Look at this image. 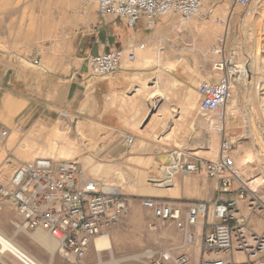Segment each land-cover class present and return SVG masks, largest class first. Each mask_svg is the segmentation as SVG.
<instances>
[{
  "label": "crops",
  "instance_id": "0c3cea01",
  "mask_svg": "<svg viewBox=\"0 0 264 264\" xmlns=\"http://www.w3.org/2000/svg\"><path fill=\"white\" fill-rule=\"evenodd\" d=\"M78 7L76 15L83 14V23L65 45L61 36L50 49L39 51V66L31 64L37 54L35 49L28 56L0 51V125L8 130V136L0 141V162L7 159L8 166L15 168L30 161L26 159L32 155L20 151L23 143L29 144L26 146L34 153L31 143H35L36 131L57 117L60 111L67 112L76 121L77 135L85 132L87 137H95L90 146L94 153L102 152L118 160L120 153L127 151L130 166L137 169L142 168V164L152 165L151 153L167 155L186 151L199 161L214 159L221 141L217 128L221 126H210L213 132L206 137L204 124L198 120L196 92L198 84L211 77V68L205 80L199 82L197 77L193 81L187 78L186 65L183 63L179 67L182 60L169 52L174 48V31L188 35L187 25L192 23L182 24L176 17L168 16L157 20L152 29H146L142 22L130 29L120 19L99 16L92 6L83 7L78 2ZM205 34L213 36L212 32L205 31ZM214 42L208 46L209 53ZM138 45H143V50H138ZM63 46L69 51L64 52ZM117 49L127 52L133 49L135 60L125 61L106 78L90 80L86 59ZM184 50L187 49H175L178 53ZM213 60V57L209 60L210 66ZM181 69L180 76L184 77L176 79L174 73ZM231 107L229 105L230 110L234 109ZM24 132H28L25 139L15 134L23 136ZM125 136L134 139L131 147L124 145ZM10 153L14 158H7ZM230 156H233L232 151ZM107 166L112 171V165ZM95 167L86 169V173L94 175ZM109 173L101 172L105 174L101 178ZM149 178L150 185L141 188V192L148 190L150 198L165 196L163 199L169 203L193 204L214 202L219 197L216 181L207 178L203 172L178 173L169 183ZM196 232L199 262L200 226Z\"/></svg>",
  "mask_w": 264,
  "mask_h": 264
},
{
  "label": "rangeland",
  "instance_id": "374dc122",
  "mask_svg": "<svg viewBox=\"0 0 264 264\" xmlns=\"http://www.w3.org/2000/svg\"><path fill=\"white\" fill-rule=\"evenodd\" d=\"M208 9L213 10L211 19L191 21L192 24L187 25V30L190 31L188 35L174 31V48L169 52L176 59L182 60L179 67L183 63L186 65L187 78L194 81L198 77L199 82L203 81L210 75L209 60L212 56L207 51L208 46L227 28V52L234 58L235 65L243 69L241 79L239 82L237 79L232 97L227 102L233 103L234 109L230 110L226 105L218 115L198 114V120L204 124L207 138L213 132L210 126L217 124L221 126L217 128V132L223 129L232 142V159L239 179L258 196L259 201L257 208L251 211L248 208V198L239 200L236 190L227 198L236 200V210L240 219H244L246 227L254 233H260L264 229V0H253L246 9L234 6L231 0H205L201 11L204 14ZM78 11L76 0H0V51L28 56L33 49L35 52L50 49L51 44L55 41L58 43L61 36L65 41L61 43L65 45L78 25L83 23L84 16L76 15ZM214 17L219 18L221 23H213ZM205 31L212 32L213 36H208ZM183 48L187 49L183 53L175 51ZM65 51L69 50L65 48ZM180 72L182 73V69L174 73L176 79L184 77L180 76ZM201 74L205 77H200ZM156 95L161 96V93L156 92ZM222 113L225 114L224 118ZM76 124L72 117L65 121L53 117L36 131L39 143L36 139L35 143H31L35 148L34 153H31L26 142L20 151L27 156L52 158L54 161L74 160L85 170L98 166L95 167V176H92L121 189L129 202V209L126 216L109 233L112 251H102L98 258L91 247L85 258L76 263L71 257L60 254L57 246L52 254L34 243L30 236L37 231L20 232L14 241L40 264H116L113 263L115 260L126 257L129 259L119 264H140L167 250L174 258L184 254L189 258L188 264H198V246L195 244L178 249L182 243L178 231L173 226L154 219L151 211L141 205L144 198H150L149 191L146 189V192H141V188L150 185L149 176H152V172L159 174V164H166L160 158L161 155L149 153L153 157L152 165L147 167L148 164H142V168L138 169L131 167L128 160L130 154L127 151L123 150L118 160H113L102 152L94 153L90 146L94 144L95 137H87L85 132L77 135ZM15 134L22 137L20 139H25L28 132L22 133L23 136ZM146 148L149 152L148 145ZM8 156L14 158L12 153ZM32 156L26 160L33 159ZM5 160L0 162V182H6L14 169ZM107 165H112V171ZM108 171L110 173L101 178L105 175L101 172ZM153 179L168 183L161 178ZM237 187L238 183H235L234 189ZM164 197L158 196V199L166 201ZM14 219L12 208L1 204L0 230L8 237L16 234L12 226ZM150 225L155 230H151ZM1 259L5 264H20L11 256L2 255ZM167 264L174 263L170 260Z\"/></svg>",
  "mask_w": 264,
  "mask_h": 264
},
{
  "label": "built area",
  "instance_id": "2783aa9c",
  "mask_svg": "<svg viewBox=\"0 0 264 264\" xmlns=\"http://www.w3.org/2000/svg\"><path fill=\"white\" fill-rule=\"evenodd\" d=\"M83 7L92 6L101 17L120 19L132 29L142 22L152 29L163 17H176L182 24L193 20L211 19L213 10L202 13L205 0H76ZM241 9L250 6L253 0H231ZM213 23L220 24L214 17ZM227 28L216 37L210 47L214 58L211 61V77L198 84V114L218 115L231 99L235 78L234 58L227 52ZM138 45V50H143ZM135 60L134 50L117 49L86 59L89 79L98 80L110 76L122 64ZM40 65V54L31 61ZM239 74V73H237ZM238 77V75L236 76ZM65 121L70 116L65 111L57 113ZM221 141L217 155L212 160H200L186 151L168 153L169 162L163 165L162 173L193 175L203 172L217 183L219 197L214 202L175 204L157 198H144L142 207L151 211L154 219L171 225L181 237L178 249L195 245L196 229L201 227L199 264H264V229L254 233L246 227L236 210V200L227 198L235 190L238 199L248 198V208H257L259 198L239 179L235 163L230 156L232 143L223 129L219 130ZM8 136V130L0 125V141ZM134 139L124 137V145L131 147ZM9 158V156H7ZM174 159L177 161L174 162ZM171 160V161H170ZM173 160V161H172ZM5 161L8 162L6 159ZM238 183L237 189H234ZM9 205L15 219V231H43L58 243L59 253L80 263L97 237L109 234L126 216L129 205L119 187L94 178L74 160L54 161L37 157L16 166L6 182H0V205ZM202 224V225H201ZM151 230H155L150 225ZM170 252L148 258L140 264H188L189 258L169 256ZM21 264H39L24 258Z\"/></svg>",
  "mask_w": 264,
  "mask_h": 264
},
{
  "label": "bare ground",
  "instance_id": "6f19581e",
  "mask_svg": "<svg viewBox=\"0 0 264 264\" xmlns=\"http://www.w3.org/2000/svg\"><path fill=\"white\" fill-rule=\"evenodd\" d=\"M225 27H227V25H225ZM235 70H236V73H235V75L237 76L238 75V77H235L236 78V81H237V79H238V82H239V79H241L240 78V74H242V72H243V69L241 68V67H238V66H236L235 67ZM237 73H239V74H237ZM244 75H245V73H243ZM243 76V75H242ZM237 82V83H238ZM228 106V109H230L229 108V105H230V107L232 106V107H234V105H233V103L232 104H229V103H226L223 107H222V110L224 109V108H226L225 106ZM231 107V108H232ZM221 110V111H222ZM224 112V111H223ZM226 112V111H225ZM222 116H223V118H224V113H222L221 114ZM219 129V128H218ZM245 157H248V156H245ZM249 158V157H248ZM240 159V158H239ZM166 161H168L169 162V157H168V160H166ZM171 161V160H170ZM173 161V160H172ZM177 160L176 159H174V162H176ZM161 163V162H160ZM164 163H166V162H164ZM163 163H161V164H159V174H157V173H153L152 172V176H151V178L153 179V178H155V177H157V178H161L162 180H166V182H170V181H173V179H174V176H175V174L173 173V174H170V175H167V174H164V173H162V171H163V168H162V165ZM166 165V164H165ZM93 169V168H92ZM155 171V170H154ZM157 171V170H156ZM237 172V171H236ZM238 173V172H237ZM155 174H157V176L155 175ZM160 181V180H159ZM161 182V181H160ZM159 186H161V184L159 185ZM164 188V187H163ZM162 188V189H163ZM173 188V187H172ZM158 189V188H157ZM164 190V189H163ZM157 191H160V190H157ZM168 191H169V189H168ZM167 192V191H166ZM157 194V193H156ZM155 195V194H154ZM158 195V194H157ZM36 232V231H35ZM15 233L16 234H13V236L12 237H8V236H6L5 235V233L3 232V231H1L0 230V264H5L3 261H2V259H1V256L2 255H7V256H11V257H13L16 261H18L19 262V259L20 260H24V258L26 257V258H28V259H32L33 261H35V262H37V263H39L35 258H33L31 255H29L19 244H17L15 241H14V238L16 237V235L18 234V233H20V231H15ZM24 233H27V232H24ZM30 239L34 242V243H36L37 245H39L40 247H42V248H44V249H46L47 251H49L50 253H54V251H55V248H56V246L58 247V243L56 242V240L54 239V238H52L49 234H47V233H43V231L41 232H39V231H37L36 233H34V234H32L31 236H30ZM56 243H57V245H56ZM93 248H94V251H95V253H96V255H97V257L98 258H100V252H102V251H105V250H108V251H112V244H111V238H110V236H109V234H107V235H103V236H101V237H97L94 241H93ZM59 251V250H58ZM168 252V250L167 251H164L163 253H167ZM169 256L170 257H172V255L171 254H169ZM127 259H129V258H124V259H121V260H115L113 263H116V264H119V263H121V262H123V261H125V260H127ZM20 263V262H19ZM111 263V262H110ZM21 264V263H20ZM40 264V263H39Z\"/></svg>",
  "mask_w": 264,
  "mask_h": 264
},
{
  "label": "water",
  "instance_id": "95a60500",
  "mask_svg": "<svg viewBox=\"0 0 264 264\" xmlns=\"http://www.w3.org/2000/svg\"><path fill=\"white\" fill-rule=\"evenodd\" d=\"M160 158H162L163 161H165L166 163L168 162V161H166V160H168V155H161Z\"/></svg>",
  "mask_w": 264,
  "mask_h": 264
}]
</instances>
